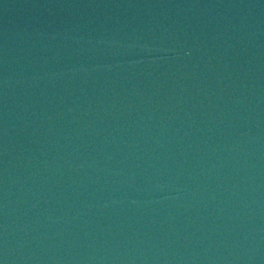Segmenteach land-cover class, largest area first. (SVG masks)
<instances>
[{"label": "water", "instance_id": "obj_1", "mask_svg": "<svg viewBox=\"0 0 264 264\" xmlns=\"http://www.w3.org/2000/svg\"><path fill=\"white\" fill-rule=\"evenodd\" d=\"M0 264H264V0H0Z\"/></svg>", "mask_w": 264, "mask_h": 264}]
</instances>
